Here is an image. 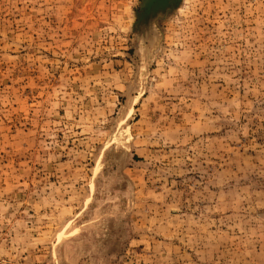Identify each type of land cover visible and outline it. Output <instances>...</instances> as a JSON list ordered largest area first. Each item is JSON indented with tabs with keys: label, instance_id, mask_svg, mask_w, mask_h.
Returning <instances> with one entry per match:
<instances>
[{
	"label": "rangeland",
	"instance_id": "rangeland-1",
	"mask_svg": "<svg viewBox=\"0 0 264 264\" xmlns=\"http://www.w3.org/2000/svg\"><path fill=\"white\" fill-rule=\"evenodd\" d=\"M0 0V264H264V0Z\"/></svg>",
	"mask_w": 264,
	"mask_h": 264
},
{
	"label": "water",
	"instance_id": "water-1",
	"mask_svg": "<svg viewBox=\"0 0 264 264\" xmlns=\"http://www.w3.org/2000/svg\"><path fill=\"white\" fill-rule=\"evenodd\" d=\"M182 0H141L138 11V28L142 29L148 26L151 18L160 21L167 15L177 10Z\"/></svg>",
	"mask_w": 264,
	"mask_h": 264
}]
</instances>
